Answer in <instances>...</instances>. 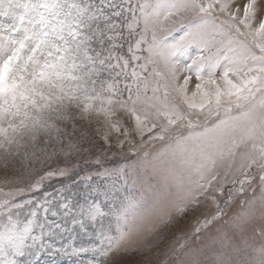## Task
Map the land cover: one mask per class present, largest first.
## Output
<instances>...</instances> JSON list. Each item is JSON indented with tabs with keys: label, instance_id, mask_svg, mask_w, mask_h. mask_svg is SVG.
<instances>
[{
	"label": "snow or ice",
	"instance_id": "snow-or-ice-1",
	"mask_svg": "<svg viewBox=\"0 0 264 264\" xmlns=\"http://www.w3.org/2000/svg\"><path fill=\"white\" fill-rule=\"evenodd\" d=\"M0 168V264H264V0H0Z\"/></svg>",
	"mask_w": 264,
	"mask_h": 264
},
{
	"label": "rangeland",
	"instance_id": "rangeland-1",
	"mask_svg": "<svg viewBox=\"0 0 264 264\" xmlns=\"http://www.w3.org/2000/svg\"><path fill=\"white\" fill-rule=\"evenodd\" d=\"M110 138L114 141L115 135L113 134ZM81 164L83 165L82 160ZM3 176V169L0 168V179H3ZM72 189L73 191L83 192V182L73 184ZM234 210H236L235 205L225 208L226 215L215 227H212L211 232L214 233L217 228L222 227ZM212 211H215V209L210 203H202L195 209H189L185 216H176L172 223L167 226L161 225L157 233L148 237L149 244L147 247L137 245L134 249L123 253L120 259L123 264H179L178 257L182 251L179 246L184 243L185 237H188L190 245L195 246L201 244L211 234L205 233L197 239H192L195 236L193 229L196 221ZM40 264H68V260L59 256L45 255L41 258Z\"/></svg>",
	"mask_w": 264,
	"mask_h": 264
}]
</instances>
